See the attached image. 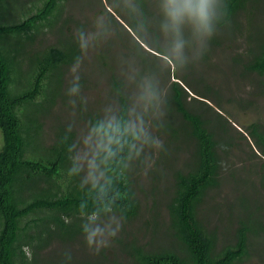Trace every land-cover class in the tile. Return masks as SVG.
Masks as SVG:
<instances>
[{
    "label": "rangeland",
    "instance_id": "obj_1",
    "mask_svg": "<svg viewBox=\"0 0 264 264\" xmlns=\"http://www.w3.org/2000/svg\"><path fill=\"white\" fill-rule=\"evenodd\" d=\"M40 4L39 0H16L12 3L14 8H5L6 15L2 22H16L22 19L20 15L23 10L32 6L29 13L33 12ZM134 4V0L62 1L52 28H42L33 42L34 48H44L58 44L60 37H63L62 40L68 39V47L72 40L76 41L80 58L71 64L56 66L48 73L44 91L47 90L48 94L51 88L56 91L53 101L43 93L36 105H26L20 109L19 115L24 126L28 124L30 136H36L30 147L35 145L38 150H43L53 145L60 135H70L68 146L73 158L67 166L76 167L86 180L92 179L93 182L100 179L96 152L102 141L95 124L111 123L120 106L119 95L112 89L111 74L122 83L121 93L128 102L129 126L139 133L125 169L137 201L136 215L123 219L115 212H104L80 220L81 223L85 222L86 230L73 238L55 232L49 240L46 239L48 242L36 240L30 246L24 245L23 252L27 258H37L34 264H100L104 261L110 264L107 260L111 264H130L127 256L121 252L120 242L123 241L133 242L149 251L171 249L181 255L186 254L185 246L172 235L167 213L174 189L173 175L177 170L185 172L190 169L192 164L187 166L193 158L195 145L187 133L181 130L178 140L171 142L169 132L164 129L170 123L188 129L180 114L167 111L164 105L170 84L175 80L171 70L176 65L187 69L193 82L208 91L206 97L210 100V108L192 101L191 90H188L186 100L192 101L190 108L198 112L205 124L217 133L220 146V164L216 172L218 182L206 191L198 205L197 221L206 231L215 232L217 250L233 242L240 219L251 220L254 225L260 219L264 224V157L247 136L252 129L249 127L254 124L264 128V82L256 75L244 80L236 79L228 60L229 54L244 49L243 40L239 39L236 46L230 45L226 49L217 47L212 53H204L206 38L201 44L202 39L196 34L199 32L196 30L198 24L187 20L188 15L178 21L180 25L183 22L186 28L180 25L175 27L182 31L193 30L191 36L184 38L191 40L181 43L173 36L174 31L171 33L169 26L166 27L165 23L173 22L167 15L168 10H165L169 8L170 0L164 3L162 0H148L147 9L152 16H149L147 25L141 24L139 9ZM133 16L138 22L137 29L144 37L138 36L139 41L131 34L134 32L128 28L126 20ZM63 21L66 24L63 25ZM148 26L158 31L157 39ZM11 37L8 43L13 47L15 37ZM152 40L157 41L161 48L170 50L177 64L170 62L156 49L153 50L149 45ZM203 53L208 56L205 73L201 70ZM31 57H18L19 69L22 71H16V78L23 79L21 73L26 75L31 71ZM196 77L200 80L196 81ZM151 85L155 88V94ZM74 88L76 91H73ZM42 96L45 103L42 102ZM39 103H44L45 110ZM46 106H50L49 110ZM31 149L25 153L26 157H32V153H35V148ZM66 170L69 169L64 170L69 174ZM62 176L58 180L61 185L62 180L63 183L67 180L65 174ZM50 214L51 211L42 209L23 218L20 221V233L33 234L36 229L31 220ZM67 220L71 222L73 218ZM74 229H78L76 224ZM95 230H99L101 235H97V243L89 248L85 241L88 234ZM114 232L117 234L113 237ZM263 237L264 230L260 237H255L256 241L253 240L256 249H264ZM259 256L261 254L252 255L239 264H264V259Z\"/></svg>",
    "mask_w": 264,
    "mask_h": 264
},
{
    "label": "trees",
    "instance_id": "obj_2",
    "mask_svg": "<svg viewBox=\"0 0 264 264\" xmlns=\"http://www.w3.org/2000/svg\"><path fill=\"white\" fill-rule=\"evenodd\" d=\"M14 1L16 0H0V133L2 135L0 148V264H34L37 258H27L23 252L24 245L30 246L36 240L39 242L49 240L55 232L59 235L65 234L66 237L70 235L72 238L86 230L85 222L81 223L80 220L104 212H115L123 219H129L136 215L137 201L128 183L125 169L139 133L131 129L128 124L127 98L121 93L122 83L111 74L112 89L119 95L120 106L118 115L111 123L98 122L95 124L97 132L101 134L102 141V145L96 152L100 179L93 182L92 179L86 180L76 167L67 166L73 158L68 146L70 135H60L59 140L57 139L53 145L40 151H38V146L30 147L34 138L28 132L30 126L28 124L24 126L22 122L19 115L20 109L27 104L36 105L37 99L43 93L52 100L56 91L52 88L49 90V94L44 91L48 73L56 66L75 62L80 58V53L76 41L72 40V44L68 47V39L62 40L63 37L58 39V44L29 49V47H33L32 42L41 32V28L45 26L52 28L55 22L53 19L58 16L59 4L65 0H39L41 4L35 11L29 13L32 6L22 11L20 15L22 19L11 23L2 22L3 16L6 15L5 8L12 7ZM134 2V5L139 9L141 24L147 25L149 16H152V13L147 9L148 0H134ZM164 2L166 0H162V3ZM177 2L182 3V1ZM168 9L166 7V12ZM209 11L211 35L203 34L199 25L196 29L199 31L196 32L198 38L202 39L201 44L206 38L204 53H212L217 47L226 49L230 45L236 46L239 39H242L244 49L241 52L236 51L232 55L229 54L228 60L232 66V74L240 80L256 75L260 77V81L264 82V0H210ZM129 18L126 20L129 22L128 28L134 32L131 34L137 40H140V37L144 38L141 31L137 29L138 22L135 17ZM187 20L197 23L194 18L190 19L189 16ZM62 24H66V21H63ZM165 24L166 27L169 26L171 33L174 31L173 36H176L181 43L188 40L184 38L193 34V30L190 29L188 31H182L179 27L177 29L175 26L180 25L178 22ZM182 24L180 27L186 28ZM147 28L150 29V32L154 31L155 39H157L158 31L152 26ZM59 29L63 28L59 27ZM11 36L15 37V40L12 41L13 47L8 43L13 38ZM149 45L170 62L173 61L177 64L175 58L172 57L173 53L161 48L157 41L152 40ZM49 48L51 49L49 50ZM204 53L202 72L207 69L205 66L208 56ZM31 55L35 58H32ZM24 56L31 57L29 60L31 71L26 74L27 76L25 73H21L23 79L20 80L18 77L16 78V71L21 70L18 57ZM172 70L175 80L170 84L169 95L164 98L165 109L179 113L188 129L184 130L181 126L171 123L167 124L164 129L169 132L171 142L178 140L179 130H181L186 132L188 138L195 144L193 158L187 166L192 164L190 169L185 172L177 170L173 175V195L167 209L172 235L185 246L186 254L181 255L171 249L149 251L143 246L125 241L120 242L121 252L127 256L130 264H239L257 253L261 254L259 257L263 256L262 259H264V249L257 248V250L253 246V240L256 241L255 237H260L264 230L262 220L258 219L257 224L254 225L251 220L240 219L233 235V242L225 244L218 250L215 232L206 231L201 222L197 221L198 205L206 191L212 189V186L214 187L218 182L216 172L220 164L219 142L217 133L205 124L198 112H194L190 108L192 101L210 108L208 105L210 100L206 97L208 91H204L203 87L193 82V79L190 78L192 75L187 69L185 71L176 65ZM199 80L196 77V81ZM208 86L206 85V87ZM150 88L155 94L153 85ZM188 90L193 91L191 102L186 100ZM41 98L45 103V98L43 96ZM38 105L45 110L43 103ZM46 107L49 110L50 106ZM249 128L252 129L248 131L247 136L253 144L258 146L257 148L260 147L259 151L264 157V128L259 124H254ZM31 148H35V153H32V157H26L25 153L28 150L31 151ZM66 168L69 169L66 170L69 174L64 172ZM38 174L40 175L37 176ZM63 174L67 176V180L65 183L62 180L61 185L58 180L63 177ZM249 199L251 200V198ZM42 209L51 211V214L44 218L31 220L34 223V229H36L33 231L35 234L20 233V221ZM68 218H73V220L68 222ZM75 224L77 230L73 228ZM107 262L112 263L110 260ZM105 263L104 261L100 264Z\"/></svg>",
    "mask_w": 264,
    "mask_h": 264
},
{
    "label": "clouds",
    "instance_id": "obj_3",
    "mask_svg": "<svg viewBox=\"0 0 264 264\" xmlns=\"http://www.w3.org/2000/svg\"><path fill=\"white\" fill-rule=\"evenodd\" d=\"M210 0H183L182 3H177V0H170V6L168 9V15L172 19L173 23L178 22L184 15H188L190 18H194L200 30L205 34L210 36L211 32L209 29V11ZM73 91H76L74 88ZM117 233H112L114 237ZM101 235L99 230L92 231L88 234L86 238V244L89 248L94 243H97L96 237ZM99 251V249H97Z\"/></svg>",
    "mask_w": 264,
    "mask_h": 264
},
{
    "label": "bare ground",
    "instance_id": "obj_4",
    "mask_svg": "<svg viewBox=\"0 0 264 264\" xmlns=\"http://www.w3.org/2000/svg\"><path fill=\"white\" fill-rule=\"evenodd\" d=\"M19 1V0H18ZM130 2V1H129ZM236 3V2H235ZM67 4V3H66ZM112 4V3H111ZM114 4V3H113ZM144 4V3H143ZM60 5V4H59ZM139 5V4H138ZM140 8V7H139ZM142 8V7H141ZM144 8V7H143ZM69 9V8H68ZM120 10V9H119ZM123 10V9H122ZM146 10V9H145ZM61 11V10H60ZM39 12V11H38ZM43 12V11H42ZM65 12V11H64ZM58 13V12H57ZM40 14V13H39ZM36 15V14H35ZM108 15V14H107ZM98 16V15H97ZM33 17H34V15H33ZM99 17V16H98ZM103 17V16H102ZM96 18V17H95ZM79 20H80V18H79ZM83 20V19H82ZM47 21V20H46ZM52 21V20H51ZM86 21V20H85ZM90 21V20H89ZM30 23V22H29ZM129 23V22H128ZM48 24V23H47ZM100 24V23H99ZM32 25V24H31ZM88 25V24H87ZM12 26V25H11ZM38 26V25H37ZM122 26V25H121ZM18 27V26H17ZM144 27V26H143ZM31 28V27H30ZM12 29H14V28H12ZM16 29V28H15ZM18 29V28H17ZM42 29V28H41ZM86 29V28H85ZM120 29V28H119ZM11 31V30H10ZM26 31V30H25ZM87 31V30H86ZM103 31V30H102ZM40 32V31H39ZM161 33V32H160ZM54 36V35H53ZM23 37V36H22ZM58 37V36H57ZM80 38V37H79ZM79 38H77V39H79ZM56 39V38H55ZM81 40V39H80ZM79 40V41H80ZM102 40V39H101ZM123 40V39H122ZM160 41V40H159ZM81 42H82V40H81ZM24 43V42H23ZM33 43V42H32ZM41 43V42H40ZM39 43V44H40ZM46 43V42H45ZM93 43V42H92ZM153 44H154V42H153ZM22 46V45H21ZM81 46V45H80ZM21 48V47H20ZM34 48V47H33ZM84 48V47H83ZM86 48V47H85ZM113 48V47H112ZM129 48V47H128ZM158 48V47H157ZM160 48V47H159ZM51 48H49V50H50ZM76 49V48H75ZM7 51V50H6ZM11 51V50H10ZM108 51V50H107ZM30 52V51H29ZM91 52V51H90ZM161 52V51H160ZM5 54V53H4ZM15 57V56H14ZM214 57V56H213ZM34 58V57H33ZM43 61V60H42ZM20 63V62H19ZM23 65V64H22ZM40 66H41V64H40ZM61 68V67H60ZM56 69V68H55ZM22 71V70H21ZM68 73V72H67ZM42 75V74H41ZM75 75V74H74ZM40 77V76H39ZM58 79V78H57ZM67 79V78H66ZM20 80H22V79H20ZM59 80V79H58ZM69 80V79H68ZM66 82V81H65ZM71 83V82H70ZM49 84V83H48ZM65 85V84H64ZM71 86V85H70ZM53 87V86H52ZM60 88V87H59ZM34 89H35V87H34ZM72 89V88H71ZM182 89V88H181ZM37 91V90H36ZM47 91V90H46ZM49 91V90H48ZM113 91V90H112ZM68 94V93H67ZM143 94V93H142ZM148 94V93H147ZM11 95V94H10ZM16 95V94H15ZM19 95V94H18ZM65 95H63V97H64ZM20 97V96H19ZM34 97V96H33ZM52 97V96H51ZM21 98V97H20ZM54 98V97H53ZM79 98V97H78ZM84 98V97H83ZM51 98H49V100H50ZM154 99V98H153ZM53 100V99H52ZM14 101V100H13ZM28 102V101H27ZM37 103V102H36ZM49 103V102H48ZM47 103V104H48ZM59 103H61V102H59ZM63 103V102H62ZM128 103V102H127ZM44 104V103H43ZM67 104V103H66ZM22 105V104H21ZM28 105V104H27ZM46 105V104H45ZM63 107V106H62ZM113 108V107H112ZM26 109V108H25ZM51 109H53V108H51ZM55 109V108H54ZM114 111V110H113ZM112 111V112H113ZM30 112V111H29ZM32 112V111H31ZM52 112V111H51ZM37 113V112H36ZM53 113H55V112H53ZM60 114H61V112H60ZM77 114V113H76ZM115 114V113H114ZM29 115V114H28ZM104 115V114H103ZM112 115V114H111ZM118 115V114H117ZM30 116V115H29ZM49 117V116H48ZM58 117V116H57ZM115 117V116H114ZM34 118V117H33ZM41 118V117H40ZM103 118V117H102ZM55 119V118H54ZM107 119V118H106ZM19 120V119H18ZM80 121V120H79ZM129 124V123H128ZM174 124V123H173ZM64 125V124H63ZM94 125V124H93ZM56 126V125H55ZM58 126V125H57ZM143 126V125H142ZM61 127V126H60ZM101 127V126H100ZM30 128V127H29ZM91 128V127H90ZM73 129V128H72ZM65 130V129H64ZM30 131V130H29ZM28 131V132H29ZM93 131V130H92ZM174 132V131H173ZM119 133V132H118ZM161 133V132H160ZM132 134V133H131ZM163 135V134H162ZM174 135V134H173ZM67 136V135H66ZM65 136V137H66ZM36 137V136H35ZM34 137V138H35ZM26 138V137H25ZM111 141V140H110ZM174 141V140H173ZM159 142V141H158ZM43 147V146H42ZM55 148V147H54ZM88 148V147H87ZM260 148V147H259ZM258 149V148H257ZM253 150V149H252ZM38 151H40V150H38ZM94 152V151H93ZM44 153V152H43ZM41 154V153H40ZM45 154V153H44ZM37 155H39V154H37ZM48 156V155H47ZM259 156V155H258ZM114 158V157H113ZM93 159V158H92ZM106 160V159H105ZM104 160V161H105ZM41 161V160H40ZM37 162V161H36ZM43 162V161H42ZM39 163V162H38ZM47 169V168H46ZM242 169V168H241ZM40 174H38L37 176H39ZM43 176V175H42ZM42 176H40V177H42ZM99 176V175H98ZM101 176V175H100ZM104 176V175H103ZM104 179V178H103ZM38 181H40V180H38ZM37 184V183H36ZM65 196V195H64ZM69 199H72V198H69ZM54 209H56V208H54ZM55 211V210H54ZM223 222V221H222ZM125 225V224H124ZM74 228V227H73ZM247 235V234H246ZM249 237V236H248ZM73 238V237H72ZM264 238V237H263ZM143 245V244H142ZM249 248V247H248ZM252 249V248H251ZM262 249V248H261ZM246 251V250H245ZM250 251V250H249ZM253 251V250H252ZM258 254V253H257ZM145 256V255H144ZM262 258H263V256H262ZM149 259V258H148ZM243 259H244V257H243ZM143 260V259H142ZM231 260H232V258H231ZM236 263V262H235Z\"/></svg>",
    "mask_w": 264,
    "mask_h": 264
}]
</instances>
